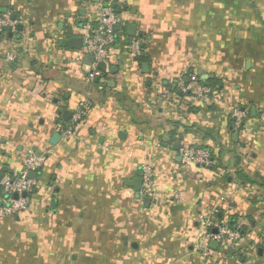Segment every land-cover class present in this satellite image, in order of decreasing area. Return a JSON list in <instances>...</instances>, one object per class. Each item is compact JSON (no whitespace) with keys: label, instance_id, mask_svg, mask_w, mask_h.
I'll return each mask as SVG.
<instances>
[{"label":"crops","instance_id":"obj_1","mask_svg":"<svg viewBox=\"0 0 264 264\" xmlns=\"http://www.w3.org/2000/svg\"><path fill=\"white\" fill-rule=\"evenodd\" d=\"M99 4L0 0L16 15L0 34V177L43 157L28 207L0 217V264H264V0H117L105 84L70 43ZM191 75L214 85L209 104L182 93ZM187 147L216 166H185ZM143 166L146 194L130 183ZM200 216L235 218L240 240L207 255Z\"/></svg>","mask_w":264,"mask_h":264},{"label":"built area","instance_id":"obj_2","mask_svg":"<svg viewBox=\"0 0 264 264\" xmlns=\"http://www.w3.org/2000/svg\"><path fill=\"white\" fill-rule=\"evenodd\" d=\"M99 7L97 17L93 21L82 26L79 30V34L83 44L81 54L92 57L94 61L93 65L90 66V72L87 76L88 80L90 82L99 80V82L105 84L102 76L106 72L103 73L97 70L96 65L103 62L108 70L110 65L109 53L115 44L118 19L113 0H100ZM11 25L12 23L9 17L0 16V34L4 29L11 27ZM141 47V39H130L128 43L129 55L137 60L142 56ZM189 80V83L182 87V93L189 94L194 100L209 104V90L200 85L195 75H191ZM85 107V105H82L81 109L83 110ZM81 109L78 115L74 117L71 124L67 126L57 125V129L61 132V136L64 140L71 137L74 125L79 118L82 117L83 112ZM230 117L236 130L242 128V121L244 118V113L242 111L233 109ZM180 157L185 166L197 165L202 168L216 166L215 158H212L211 153L205 150H196L187 147L181 150ZM42 161L43 157L41 154L37 156L33 150H29L23 161V169L19 174L0 177V217L17 215L28 207L29 196L33 193L35 187V180L29 178V175L34 174L35 176L41 167ZM140 176L146 194V190L151 184V169L147 166H143ZM13 195H17V199H14ZM199 222L203 234V244L201 248L207 255L211 253L208 244L212 241L217 242L223 247H232L240 240L238 232L227 226H222L208 216H200ZM210 230H215V233L210 232Z\"/></svg>","mask_w":264,"mask_h":264},{"label":"water","instance_id":"obj_3","mask_svg":"<svg viewBox=\"0 0 264 264\" xmlns=\"http://www.w3.org/2000/svg\"><path fill=\"white\" fill-rule=\"evenodd\" d=\"M93 3L98 4L100 2V0H92ZM10 20L12 22L16 21V15L12 14L10 15ZM21 27L18 26L17 29H20ZM69 34L72 33L71 29L68 32ZM128 37H134L135 36V29L133 26H129L128 27V32H127ZM70 43H73V47L77 50H79L82 47V40L80 39H76V40H71ZM94 63L93 58L90 56H85V64L90 67L92 66ZM97 70H99L100 72H106L107 67L103 62H100L96 65ZM144 68H146V66H144ZM108 72L114 73L115 72V68L114 67H110L108 69ZM71 118V113L68 111H65L63 114V119L68 121ZM60 140V135L57 133H54L52 135L50 144L51 145H56L58 143V141ZM39 156V155H38ZM178 160H180V158H178ZM34 174H30L29 178H33ZM131 186L133 187V189L135 190L136 193H139L142 187V181L140 178H136L134 181H131ZM14 199H17V195H13ZM215 232V231H214ZM218 246V244L216 242H211L210 246Z\"/></svg>","mask_w":264,"mask_h":264},{"label":"trees","instance_id":"obj_4","mask_svg":"<svg viewBox=\"0 0 264 264\" xmlns=\"http://www.w3.org/2000/svg\"><path fill=\"white\" fill-rule=\"evenodd\" d=\"M113 4H114V8L115 9H117V0H113ZM1 14V13H0ZM8 33L9 32V30L8 29H4L3 31H2V33ZM145 59H144V57H143V55L140 57V58H138L137 59V61L139 62V63H141V62H143ZM197 79H198V82L200 83V85H202L203 87H206L208 90H209V94H208V97H212V94H213V88H214V85L211 83V82H202V81H200V79L198 78V76H197ZM185 96H188V97H190V95L189 94H185ZM211 157L213 158L214 156L211 154ZM215 158V157H214ZM208 168H210V167H208ZM213 168V167H212ZM217 220V222L219 223V224H221L222 226H227V227H233V225L236 223V219L235 218H231V219H229V220H227V221H224L222 218H219V219H216ZM215 230H210V232H212V233H215L214 232ZM230 253V252H229Z\"/></svg>","mask_w":264,"mask_h":264}]
</instances>
